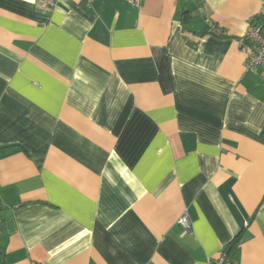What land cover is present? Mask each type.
I'll return each mask as SVG.
<instances>
[{
    "label": "crops",
    "instance_id": "crops-1",
    "mask_svg": "<svg viewBox=\"0 0 264 264\" xmlns=\"http://www.w3.org/2000/svg\"><path fill=\"white\" fill-rule=\"evenodd\" d=\"M43 1L0 0V264H264V0Z\"/></svg>",
    "mask_w": 264,
    "mask_h": 264
},
{
    "label": "built area",
    "instance_id": "built-area-1",
    "mask_svg": "<svg viewBox=\"0 0 264 264\" xmlns=\"http://www.w3.org/2000/svg\"><path fill=\"white\" fill-rule=\"evenodd\" d=\"M132 7H139V0H126ZM56 0H44L40 10L48 12L56 7ZM208 32L217 36H224L226 32L214 24L210 19L206 20ZM239 47L245 55L244 66L247 72L258 75L264 81V29L261 25L251 22L247 25L245 33L237 40ZM177 224L185 231L190 229L188 214L183 213L177 220ZM211 264H224V257L220 254L218 259L210 261Z\"/></svg>",
    "mask_w": 264,
    "mask_h": 264
},
{
    "label": "trees",
    "instance_id": "trees-1",
    "mask_svg": "<svg viewBox=\"0 0 264 264\" xmlns=\"http://www.w3.org/2000/svg\"><path fill=\"white\" fill-rule=\"evenodd\" d=\"M241 242L242 234L238 233L223 247L221 254L224 257V264H239Z\"/></svg>",
    "mask_w": 264,
    "mask_h": 264
}]
</instances>
